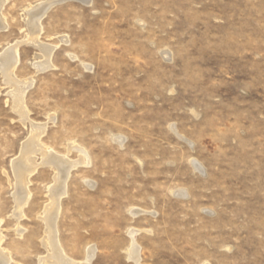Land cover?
Listing matches in <instances>:
<instances>
[{"label": "rangeland", "instance_id": "obj_1", "mask_svg": "<svg viewBox=\"0 0 264 264\" xmlns=\"http://www.w3.org/2000/svg\"><path fill=\"white\" fill-rule=\"evenodd\" d=\"M45 1L0 5V54L17 44L13 77L31 81L22 118L0 70L9 264H38L48 251L52 165L37 166L23 216L13 215L11 163L31 124L60 156L85 150L56 222L77 264L90 246V264H264V0H57L38 35L54 47L51 65L38 70L27 11ZM131 230L138 263L127 257Z\"/></svg>", "mask_w": 264, "mask_h": 264}, {"label": "bare ground", "instance_id": "obj_2", "mask_svg": "<svg viewBox=\"0 0 264 264\" xmlns=\"http://www.w3.org/2000/svg\"><path fill=\"white\" fill-rule=\"evenodd\" d=\"M57 0H46L45 2L38 3L37 5L28 9V29L30 42L35 44L41 51L43 60L36 63V68L42 70L49 67L51 53L54 49L53 46L43 45L38 43V35L41 31V19L46 13L47 9ZM88 1V0H85ZM2 0H0V5ZM55 4V3H54ZM4 27L3 18L0 16V28ZM29 36V35H28ZM18 62L17 44L11 45L3 53L0 54V70L4 75L5 81L11 84L12 90L10 92L13 106L22 118H26V111L23 102V96L26 89L31 85V81L22 82L13 77V71ZM29 80V79H28ZM27 110V109H26ZM31 134L29 138L23 142L20 153L12 163V172L15 178V189L13 193L14 211L13 215L17 218L23 216V207L30 199V192L28 189L29 177L34 173L39 165H52L55 169L52 177L53 184L49 187L48 203L44 204L41 220L45 226L44 244L48 246L46 256L40 257L38 264H77V261L68 257L57 238L56 222L60 210V201L66 194L67 179L69 177L71 169L77 164L86 162L84 159L85 150L76 146H70L78 149L80 152L79 159L77 161H71L66 156H60L51 150L47 149L39 140L41 133L43 132V126L31 124ZM39 154L41 161L36 163L35 154ZM193 162V161H192ZM201 169L199 162H194L193 167ZM51 167V166H50ZM194 167V168H195ZM197 170V169H196ZM20 234L22 229H16ZM131 245L127 250V257L138 263L140 260L139 247L134 239L135 230H131ZM3 236L0 232V243ZM43 241V240H42ZM95 255V247L90 246L86 250L85 262L90 264ZM11 258L9 252L2 249L0 246V264H9Z\"/></svg>", "mask_w": 264, "mask_h": 264}]
</instances>
